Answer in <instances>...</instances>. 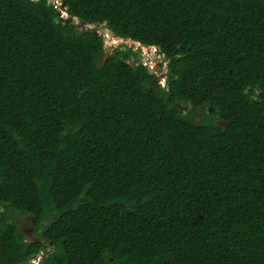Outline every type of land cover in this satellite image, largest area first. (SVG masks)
Wrapping results in <instances>:
<instances>
[{"label": "trees", "instance_id": "16d2710c", "mask_svg": "<svg viewBox=\"0 0 264 264\" xmlns=\"http://www.w3.org/2000/svg\"><path fill=\"white\" fill-rule=\"evenodd\" d=\"M60 1L155 46L165 83L140 46L0 0V264H264V0Z\"/></svg>", "mask_w": 264, "mask_h": 264}, {"label": "rangeland", "instance_id": "374dc122", "mask_svg": "<svg viewBox=\"0 0 264 264\" xmlns=\"http://www.w3.org/2000/svg\"><path fill=\"white\" fill-rule=\"evenodd\" d=\"M48 1L50 3H55L59 6L61 3L60 0H48ZM61 15L66 17V13H63V11L61 12ZM73 23L77 25L79 30L92 28V29L96 30L99 34H101L104 38L105 54H107L111 51L110 48L116 47L118 45L132 46L133 48H139L137 42H133L129 39H121V38L112 36L110 34V32L108 31V29H106L101 24L100 25H85V24L81 25L80 24L81 22L76 18L73 19ZM139 50H141L140 51V59L144 63H149L151 65H155V63L160 60V59H158V60L155 59V55H154V51H153L154 49L152 47H140ZM156 57H157V55H156ZM159 57L162 59V62L165 61L162 56H159ZM165 65H166V62L163 65V69L157 71L158 82L162 85L165 83V81H164V72L166 70ZM155 68L156 67H154L153 69H155ZM12 220H14L18 224L19 229L24 234L26 240H37V239H39L40 227L35 228L34 218L31 215H24V214H20L17 212H12ZM44 224H45V222H43L41 225H44Z\"/></svg>", "mask_w": 264, "mask_h": 264}, {"label": "clouds", "instance_id": "9594fccd", "mask_svg": "<svg viewBox=\"0 0 264 264\" xmlns=\"http://www.w3.org/2000/svg\"><path fill=\"white\" fill-rule=\"evenodd\" d=\"M62 3H60V6H58V7H56V9H57V12H59L60 13V15H61V12L63 11V13H66L64 10H62ZM63 16V15H62ZM66 16H67V13H66ZM64 17V16H63ZM110 32V31H109ZM110 34H111V32H110ZM112 35V34H111ZM113 36V35H112ZM138 43V42H137ZM138 46H140V47H152L154 50V55H155V59L156 60H158V59H160L159 61H157L156 63H155V65H151V64H149V63H144L143 61V63L145 64V65H147L148 67H149V69L150 70H152L154 67H156L155 69H156V73H157V71H159V70H161V69H163V65H164V63L166 62V61H164V62H162V59L159 57V56H162L163 57V55L162 54H160L159 52H157L158 50H157V48L155 47V46H148V45H140L139 43H138ZM156 55H157V57H156ZM158 63H162V66H159L158 65Z\"/></svg>", "mask_w": 264, "mask_h": 264}, {"label": "water", "instance_id": "95a60500", "mask_svg": "<svg viewBox=\"0 0 264 264\" xmlns=\"http://www.w3.org/2000/svg\"><path fill=\"white\" fill-rule=\"evenodd\" d=\"M56 15L60 16V18L63 19L64 21H66V22H71L72 25L74 24V23H73V19H74V18H73L72 16H68V15H67L66 17H63L62 15H60L59 12H57ZM80 24L83 25L84 23L81 22ZM96 33H97V32H96ZM180 109H181V110H185V109H186V106H182V107H180Z\"/></svg>", "mask_w": 264, "mask_h": 264}, {"label": "built area", "instance_id": "2783aa9c", "mask_svg": "<svg viewBox=\"0 0 264 264\" xmlns=\"http://www.w3.org/2000/svg\"><path fill=\"white\" fill-rule=\"evenodd\" d=\"M53 4H54L55 7H58V6H59V5L55 4V3H53ZM40 259H41V254H39L37 257H35V258L32 260V263H33V264H38L39 261H40Z\"/></svg>", "mask_w": 264, "mask_h": 264}]
</instances>
